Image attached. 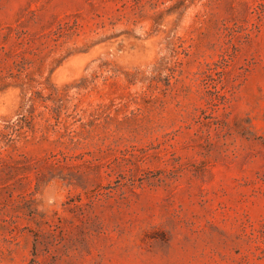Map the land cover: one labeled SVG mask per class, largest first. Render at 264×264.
I'll use <instances>...</instances> for the list:
<instances>
[{"label": "rangeland", "instance_id": "obj_1", "mask_svg": "<svg viewBox=\"0 0 264 264\" xmlns=\"http://www.w3.org/2000/svg\"><path fill=\"white\" fill-rule=\"evenodd\" d=\"M0 264H264V0H0Z\"/></svg>", "mask_w": 264, "mask_h": 264}]
</instances>
